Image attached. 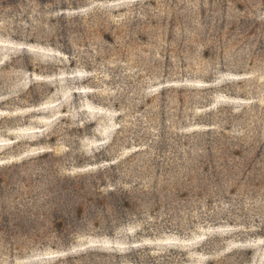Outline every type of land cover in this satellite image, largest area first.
I'll list each match as a JSON object with an SVG mask.
<instances>
[{
    "label": "rangeland",
    "instance_id": "1",
    "mask_svg": "<svg viewBox=\"0 0 264 264\" xmlns=\"http://www.w3.org/2000/svg\"><path fill=\"white\" fill-rule=\"evenodd\" d=\"M0 169L85 207L0 264H264V0H0Z\"/></svg>",
    "mask_w": 264,
    "mask_h": 264
},
{
    "label": "trees",
    "instance_id": "2",
    "mask_svg": "<svg viewBox=\"0 0 264 264\" xmlns=\"http://www.w3.org/2000/svg\"><path fill=\"white\" fill-rule=\"evenodd\" d=\"M15 174L14 171L0 169V242H6L7 244L12 241L21 242L22 240V243H24V239L29 238H32L31 240H42L46 239L52 232H54L56 239L66 238L65 228L67 229L68 224L72 221L69 214L77 219L85 212V207L81 204V201L80 203L76 199L71 201V196L78 194L81 189L80 181L75 179L56 181L55 184L51 185L57 187V193L46 185L44 189L48 192L47 197L41 199L34 197V204L32 200V205L28 206L26 204L28 199L26 194H24L23 199L14 204L9 202L7 195L4 196L2 193L1 186L6 184L7 175L14 176ZM101 202L98 199L94 206L97 207ZM33 207L34 209H32ZM70 209H72V212L69 211ZM93 211H90V213Z\"/></svg>",
    "mask_w": 264,
    "mask_h": 264
}]
</instances>
